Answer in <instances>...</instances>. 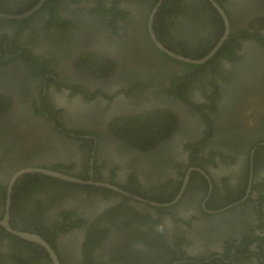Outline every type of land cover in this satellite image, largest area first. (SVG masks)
<instances>
[{
	"label": "flooded vegetation",
	"instance_id": "obj_1",
	"mask_svg": "<svg viewBox=\"0 0 264 264\" xmlns=\"http://www.w3.org/2000/svg\"><path fill=\"white\" fill-rule=\"evenodd\" d=\"M170 1L0 0V264H264V0Z\"/></svg>",
	"mask_w": 264,
	"mask_h": 264
},
{
	"label": "water",
	"instance_id": "obj_2",
	"mask_svg": "<svg viewBox=\"0 0 264 264\" xmlns=\"http://www.w3.org/2000/svg\"><path fill=\"white\" fill-rule=\"evenodd\" d=\"M210 1L220 11L221 15L224 18V21L226 23V26H227L225 35L222 37V39L220 40V42L218 43V45L212 50V52L210 54H208L205 58H203L201 60L189 59V58H186V57H184L182 55L175 54V53H173L170 50H167L164 46H162L159 42H157L155 40V42H156L157 46L159 47V49L161 51L165 52L167 55L175 58L176 60H179V61H182V62H187V63H190V64H203L206 61H208L210 58H212L214 56V54L220 49V47L222 46V44L227 40V38L229 36L230 26H229L228 19H227L225 13L220 9V7L213 0H210ZM42 3H44V1ZM161 4H162V2L160 3V5ZM160 5H158V7L154 10L153 15L151 16V19H150V32H151L153 38H155V34L153 32L154 15L157 12V10H158V8H159ZM36 9L37 8H35L33 11H31V12H29V13L23 15V16H20V17H27L30 14H32ZM7 17H9V16H7ZM30 172H40V173H44V174L50 175L52 177L60 178V179L66 180V181H70V182H74V183H82L79 180H76L74 178H69V177L64 176V175H61L59 173L50 172V171H44V170H39V169H27V170L21 171L20 173H18V175L16 177H14L13 183L16 181V179L19 176H21V175H23L25 173H30ZM10 200H11V195H9L8 204H10ZM8 230H10L13 234H15L16 236H18L19 238H21V239H23L25 241H29V242L36 243V244H39V245L43 246L45 249L48 250L49 254L51 255V257L53 259V263L54 264H59V261H58L56 255H55V253L52 251V249L49 247V245L45 241H43L40 237H38L36 235L29 234V233L16 232V231H13L12 229H10V227H8Z\"/></svg>",
	"mask_w": 264,
	"mask_h": 264
},
{
	"label": "trees",
	"instance_id": "obj_3",
	"mask_svg": "<svg viewBox=\"0 0 264 264\" xmlns=\"http://www.w3.org/2000/svg\"><path fill=\"white\" fill-rule=\"evenodd\" d=\"M168 2H171L170 0H168ZM161 10L162 11H164V7L163 8H161ZM160 10V11H161ZM156 19H159V17H157ZM232 44V42L231 41H227L226 43H225V45H224V47L220 50V53H222L224 50L225 51H227V48H228V46L229 45H231ZM226 47V48H225ZM162 121L161 122H159V120L157 121L158 123H160V124H163V122H164V119H161ZM145 120H143L140 124H145L146 122H144Z\"/></svg>",
	"mask_w": 264,
	"mask_h": 264
},
{
	"label": "clouds",
	"instance_id": "obj_4",
	"mask_svg": "<svg viewBox=\"0 0 264 264\" xmlns=\"http://www.w3.org/2000/svg\"><path fill=\"white\" fill-rule=\"evenodd\" d=\"M157 230L160 231V232H163L164 231V226L163 225H159Z\"/></svg>",
	"mask_w": 264,
	"mask_h": 264
}]
</instances>
